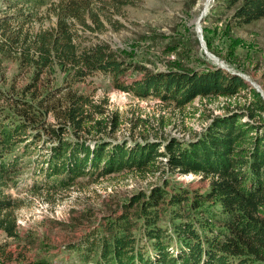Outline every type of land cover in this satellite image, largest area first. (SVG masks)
Wrapping results in <instances>:
<instances>
[{"label":"trees","instance_id":"16d2710c","mask_svg":"<svg viewBox=\"0 0 264 264\" xmlns=\"http://www.w3.org/2000/svg\"><path fill=\"white\" fill-rule=\"evenodd\" d=\"M92 1L6 0L1 9L0 66L15 63L28 81L0 88V234H18L21 200L4 188L17 184L24 158L38 151L37 193L69 190L83 178L158 179L70 243L79 264H264V97L219 65L152 71L107 43L85 45L87 31L104 26L90 13ZM223 7L235 26L264 18V0H216ZM97 72L138 99L159 100L158 110L123 111L108 96L79 91ZM217 101L220 112L202 110ZM197 114L200 130L186 124ZM184 174L201 176L208 188L170 180ZM7 246L0 243V264L12 260Z\"/></svg>","mask_w":264,"mask_h":264},{"label":"rangeland","instance_id":"374dc122","mask_svg":"<svg viewBox=\"0 0 264 264\" xmlns=\"http://www.w3.org/2000/svg\"><path fill=\"white\" fill-rule=\"evenodd\" d=\"M5 1L0 0V13L6 7ZM100 2L92 1L90 13H99L103 29L87 31L83 39L85 45L107 43L128 63L141 64L152 71L219 65L240 73L264 97V18L235 26L230 20L233 11L215 8L216 0H131L125 5L115 0ZM53 21L48 19L46 23ZM129 73V79L142 75L139 71ZM63 77L56 83L61 84ZM27 81L28 75L18 70L15 63L0 66V88L7 89L13 82L23 86ZM76 86L81 92L94 94L95 98L108 96L111 106L123 111L136 104L145 112L158 110L159 100L138 99L117 89L109 74L97 72ZM200 102L196 99V106L202 105ZM218 105L217 101L208 104L209 111L206 107L202 110L208 114L211 110L218 113ZM186 121L196 130L205 125L198 114L193 118L188 116ZM172 132L183 135L176 130ZM37 153L24 158L17 184L10 182L4 188L13 198L21 200L16 211L17 236L7 238L0 234V243H8L6 249L12 255V260L6 264H79L76 253L69 249L70 243L102 223L105 216L114 213L131 194L140 188L148 190L152 181H158H143L132 175H115L96 182L83 178L69 190L37 193L33 191L36 179H40L34 172ZM170 178L173 183L191 189L205 191L208 188V182L196 174Z\"/></svg>","mask_w":264,"mask_h":264},{"label":"bare ground","instance_id":"6f19581e","mask_svg":"<svg viewBox=\"0 0 264 264\" xmlns=\"http://www.w3.org/2000/svg\"><path fill=\"white\" fill-rule=\"evenodd\" d=\"M204 43V42H203Z\"/></svg>","mask_w":264,"mask_h":264}]
</instances>
